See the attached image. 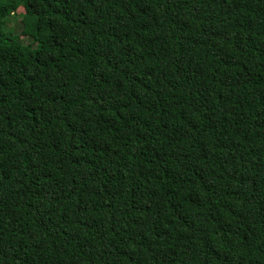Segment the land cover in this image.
I'll return each instance as SVG.
<instances>
[{
  "label": "trees",
  "instance_id": "obj_1",
  "mask_svg": "<svg viewBox=\"0 0 264 264\" xmlns=\"http://www.w3.org/2000/svg\"><path fill=\"white\" fill-rule=\"evenodd\" d=\"M0 264H264V0H0Z\"/></svg>",
  "mask_w": 264,
  "mask_h": 264
},
{
  "label": "rangeland",
  "instance_id": "obj_2",
  "mask_svg": "<svg viewBox=\"0 0 264 264\" xmlns=\"http://www.w3.org/2000/svg\"><path fill=\"white\" fill-rule=\"evenodd\" d=\"M22 11L21 7H18L13 15H10L7 20L5 21V28L11 30L13 33L19 35L20 37V42L26 43L29 42V39L27 37H23L19 34L20 32V22H19V17L17 16L18 13Z\"/></svg>",
  "mask_w": 264,
  "mask_h": 264
}]
</instances>
